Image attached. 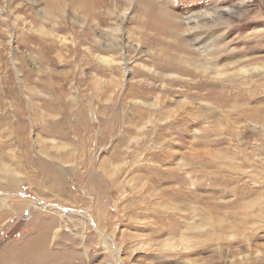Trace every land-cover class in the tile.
Returning a JSON list of instances; mask_svg holds the SVG:
<instances>
[{
	"label": "rangeland",
	"instance_id": "obj_1",
	"mask_svg": "<svg viewBox=\"0 0 264 264\" xmlns=\"http://www.w3.org/2000/svg\"><path fill=\"white\" fill-rule=\"evenodd\" d=\"M0 163V264H264V0H0Z\"/></svg>",
	"mask_w": 264,
	"mask_h": 264
},
{
	"label": "bare ground",
	"instance_id": "obj_2",
	"mask_svg": "<svg viewBox=\"0 0 264 264\" xmlns=\"http://www.w3.org/2000/svg\"><path fill=\"white\" fill-rule=\"evenodd\" d=\"M231 11H229V10H222V11H218V12H215V13H213V14H209V13H204L202 16L203 17H201L202 19H204V18H207V17H209V18H212V19H214V21H218V20H220L221 18H222V16H223V14L224 13H230ZM196 19H200V18H193V17H190V18H188L187 19V24H189V25H191V24H195V23H197V20ZM193 28L195 29L196 28V26H193ZM46 35V34H45ZM213 47H209L208 48V46H202L201 47V50H202V52H203V54L205 53V56H208L209 54H211V53H215L216 54V51L214 50L215 48H213ZM214 51V52H213ZM211 57V56H210ZM213 58V57H212ZM103 61H105V59L103 60ZM203 61L204 62H199L198 64H199V69L197 70L196 68H194V76L195 77H200L201 79H200V81H196L195 83L196 84H191V86H193V87H195V86H197V87H199V88H204V87H207V86H209V81L207 80V79H205V78H207L209 75L208 74H210V73H215V76H216V78L217 79H221V78H223L224 76L226 77V73H223V72H221V69L220 68H216L215 66H211L210 64H208V62L205 60V58L203 59ZM214 61V60H213ZM164 69H165V71H167L168 69H170V68H168V66H165V67H163ZM240 70L241 71H243V72H241L242 74L244 73H246L247 72V70H245V68H240ZM198 71V72H197ZM240 73V72H239ZM236 74V73H235ZM238 74V73H237ZM163 78H164V76H163ZM204 79V80H203ZM202 80V81H201ZM228 81L232 84L234 81H235V77H234V73L232 74V76H230L229 78H228ZM198 82V83H197ZM250 88H252V87H250ZM131 94V93H130ZM234 96V98L235 99H237V98H240L241 97V95H233ZM133 97V96H132ZM233 100V99H232ZM143 106V105H142ZM152 106V108H154L155 106H153V105H151ZM136 107V106H135ZM144 108V107H143ZM138 109L137 110V112H138V115L137 116H139V118H140V120L138 121V124L140 125V124H142L143 123V119L145 118V114L146 115H148L149 113L148 112H146V110L145 109ZM151 108V107H150ZM50 109V108H49ZM135 112V111H134ZM133 112V113H134ZM191 113V112H190ZM187 114V113H186ZM78 117H77V119H75L76 120V124H75V126H74V130H75V134H77L79 137H80V131L78 132V129H80V130H82V129H85V130H87L86 128H88L87 126H88V120H87V109L85 108V107H82V108H80L79 110H78ZM134 115V114H133ZM190 115V114H189ZM242 115V113H239L238 114V116H241ZM72 116V115H71ZM135 116V115H134ZM183 116V115H182ZM188 116V115H187ZM198 116V115H197ZM206 116V115H205ZM245 116V115H244ZM148 117L150 118V116L148 115ZM193 117V116H192ZM194 117H195V115H194ZM193 117V118H194ZM23 118H24V116H22V115H19V117H18V120L20 119V123L21 122H24L23 124H22V128H23V130H25L24 128H26L27 127V125L25 124V121H23ZM129 118V117H128ZM130 118H132V117H130ZM192 118V119H193ZM206 118V117H205ZM241 118H242V116H241ZM198 119V118H197ZM143 120V121H142ZM147 120V119H146ZM185 122V121H184ZM75 123V122H74ZM12 124V123H11ZM144 124V123H143ZM128 127V126H127ZM142 127V126H141ZM48 128V129H47ZM46 128V130L47 131H56L57 132V134L59 133V134H61V132L63 131V128H62V126H60L59 124H50L49 125V127H47ZM84 130V131H85ZM168 130V129H167ZM21 131V130H20ZM83 131V132H84ZM131 130L129 129L126 133H129ZM55 132V133H56ZM85 134V133H84ZM123 134H124V132H123ZM122 134V135H123ZM121 135V134H120ZM128 135V134H127ZM129 135H131V134H129ZM138 135V134H137ZM62 136V135H61ZM65 136V135H64ZM106 136L107 135H105V137H103V139H102V141H105L106 139ZM81 139V138H80ZM146 139V138H145ZM128 140H129V138L125 135L119 142H118V145H120L121 143L123 144V143H128ZM156 141V140H155ZM79 142H81V143H84L85 144V141L82 139V140H79ZM22 143H23V145L27 148L28 147V145H29V141H28V139H25V140H22ZM129 143H130V141H129ZM133 143V142H132ZM137 143V142H136ZM134 144V143H133ZM128 146V145H127ZM77 147V146H76ZM116 147H118L117 145H116ZM143 147H144V145H143ZM118 151V150H117ZM117 153V152H116ZM114 158L115 159H122V157H120V154H114ZM3 165L4 164H2V163H0V170H2L3 169ZM145 166V165H144ZM154 166V165H153ZM147 168H149V167H147ZM152 168H154V167H152ZM150 169H151V167H150ZM149 169V170H150ZM144 170V169H143ZM148 170V171H149ZM105 171V173L107 174V173H109L108 172V170H104ZM110 171V170H109ZM121 171H123V170H120V171H118V172H115V170H111L110 171V173H112V175H111V177L113 178H111L112 180H111V182H112V185H114V186H116V184H117V182H119V177L123 174V172H121ZM144 171H146V170H144ZM151 171V170H150ZM156 171V170H155ZM135 172V171H134ZM137 172V171H136ZM159 172V171H158ZM173 172V171H172ZM177 172V171H176ZM133 173V172H132ZM138 173V172H137ZM150 173V172H149ZM155 173V172H154ZM145 174V173H144ZM160 174V173H159ZM159 174H156L155 173V175L154 176H156V175H158L159 176ZM181 176H183V175H181ZM96 177V176H95ZM136 177H138V176H136ZM136 177H134V178H136ZM144 177V176H143ZM142 177V178H143ZM145 177H146V175H145ZM141 178V177H140ZM140 178H138V179H140ZM153 178V177H152ZM177 179H179V177L177 178ZM143 180V179H142ZM90 183H91V185H90ZM90 183H89V187H91L93 190H96V191H98V190H101V189H103L104 190V188H103V186H105V182H104V180L103 179H101V180H99V179H97V177L96 178H94V179H92L91 181H90ZM98 183L101 185V184H103V186H97L98 185ZM120 183V182H119ZM182 184V183H181ZM117 187V186H116ZM143 193V192H142ZM150 193V192H149ZM172 196V195H171ZM174 196V195H173ZM183 196V195H182ZM186 197V196H185ZM176 198V197H175ZM174 199V198H173ZM175 200H177V199H175ZM180 201V200H179ZM152 205V204H151ZM154 205V204H153ZM157 206V205H156ZM154 208H155V206H153ZM152 208V207H151ZM156 209V208H155ZM203 216V215H202ZM204 217V216H203ZM219 222V221H218ZM198 226V228H200L201 227V225H197ZM231 230V229H230ZM222 236V235H221ZM43 237H46V235H43ZM42 239V238H41ZM47 240V239H46ZM222 240H227V236H223L222 237ZM47 243V242H46ZM48 244V243H47ZM39 247V246H38ZM42 249V248H41ZM49 251L45 248V249H43L42 251H41V253H36V254H32L31 256V260H32V262L30 263V264H39V263H41V264H43L44 262L45 263H48V264H55V262H54V260L55 259H53V258H51L50 259V257H49ZM78 255V254H77ZM72 257H74L75 255L74 254H72L71 255ZM78 257V256H77ZM13 261V260H12ZM10 264V263H9ZM60 264V263H59ZM64 264H74V263H64Z\"/></svg>",
	"mask_w": 264,
	"mask_h": 264
}]
</instances>
